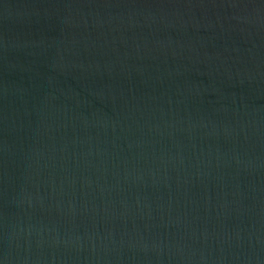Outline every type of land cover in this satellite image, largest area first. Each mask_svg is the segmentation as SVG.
I'll return each instance as SVG.
<instances>
[{"label":"water","instance_id":"water-1","mask_svg":"<svg viewBox=\"0 0 264 264\" xmlns=\"http://www.w3.org/2000/svg\"><path fill=\"white\" fill-rule=\"evenodd\" d=\"M0 264H264V0H0Z\"/></svg>","mask_w":264,"mask_h":264}]
</instances>
